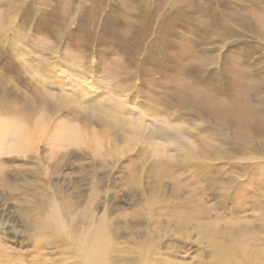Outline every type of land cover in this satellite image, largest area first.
Masks as SVG:
<instances>
[{
	"label": "rangeland",
	"instance_id": "rangeland-1",
	"mask_svg": "<svg viewBox=\"0 0 264 264\" xmlns=\"http://www.w3.org/2000/svg\"><path fill=\"white\" fill-rule=\"evenodd\" d=\"M237 6L245 14H255V6L247 0H0V97L8 96L6 102L0 101V108L11 104L14 114L19 106L30 109L32 121L44 123L42 137L49 135L48 143L44 138L37 146L40 159L23 165V170L28 168L27 188L19 181L14 186L18 195L4 191L9 196L0 200V250L4 251H0V264H83L91 237L88 232L101 223L111 225L107 234L115 247H110L107 258L112 264H264V151L255 152L259 144L245 130L224 123L225 133L237 145L225 146L234 153L231 157L215 158L217 142L209 138L210 132H216L215 123L195 118L200 105L215 113L217 105L218 113H224L225 106L235 104L244 91L251 94L258 81L244 76L249 67L239 66L242 61L234 62L239 57L232 48L236 42L231 40L236 39L242 48L245 42L255 45L259 41L252 34L253 26L249 30L228 17L239 13ZM189 10L206 26L197 27L188 18ZM214 18L230 19L227 24L234 37L215 30L201 47L188 44V38L200 41L204 28L213 30ZM114 46L118 52H113ZM260 46L252 57L261 58L260 77L264 78V47ZM206 52L213 56L214 70L202 65ZM20 66L26 70L22 72ZM216 71L218 77L213 75ZM185 73L195 79L189 81ZM161 75L177 82H170L165 90L170 96L177 95L172 101L164 93L165 86L159 87L164 81ZM178 85L186 90L176 91ZM34 86L40 89L33 91ZM259 90L255 94H261L262 104H253L261 112L264 87ZM156 92L171 101L172 127L180 132L196 128L197 139L190 137L187 148H199L209 171L195 172L182 162L181 169L173 167L177 156L172 150L182 149L179 145L152 143L142 136V144L134 147L122 136L113 140L118 134L114 130L100 134L93 122L83 118V101L90 99L103 105L123 100L124 112L119 106L112 108L114 116L154 120L161 116L150 109L149 98L159 96ZM63 93L73 95L75 101L63 104ZM183 94L195 99V104L183 107ZM256 111V118L261 119ZM227 114L245 117L244 113ZM9 116L15 120L13 114ZM55 122L59 125L52 128ZM63 127L75 128L79 141L69 146L60 133L66 131ZM201 127L204 130L197 131ZM54 128L59 132L53 133ZM94 134L97 143L103 144L98 151L92 148ZM257 138L264 146V136ZM106 139L113 143L107 145ZM183 141L186 150L187 140ZM106 149H111L112 159ZM23 158L22 154L0 152L7 167H21ZM56 163V170L51 169ZM2 176L9 184L15 183L10 172ZM44 192L60 206L73 201L76 242L84 244L80 250L74 242L64 249L59 241L49 239V232L40 233L44 230L36 221L47 217L50 209L49 204L45 207ZM5 257L11 261L1 260Z\"/></svg>",
	"mask_w": 264,
	"mask_h": 264
},
{
	"label": "bare ground",
	"instance_id": "bare-ground-1",
	"mask_svg": "<svg viewBox=\"0 0 264 264\" xmlns=\"http://www.w3.org/2000/svg\"><path fill=\"white\" fill-rule=\"evenodd\" d=\"M10 1H12V0H9V2ZM141 2L144 3V0H141ZM247 2H248V5L255 6V9H256L255 14H253V13L245 14V13L242 12V10H244V8H241V10H240V7L237 6L238 7L237 10L239 9V13L238 14H230L229 13L228 17L230 19H233L235 22L239 23L241 26L246 27L249 30H251L252 26H253L254 30H253L252 34L256 35V37H258L257 39L259 40V41L255 40L256 41L255 45L253 44V42H245L244 47L242 48L241 47L242 44L239 45L240 42H237L236 39L235 40H231L230 39V38L234 37L232 35V30L229 28L230 25L228 26V24H227V21L230 20V19H228L226 21V19L222 20V19H217V18L215 19L214 18L212 20V22H211V24H212L211 26L213 27V30H211L209 32L206 31L205 28L203 29V31L201 30V35L199 34L200 35V37H199L200 41H197V39L192 40L191 38L187 39L188 44H190V42H191L193 48H198V47H201L203 44L206 43V41L204 42V40L209 38L211 36V34L209 35V33L213 34L215 32V30L216 31L220 30L219 32L220 33L222 32L223 35L231 36L228 39L231 40V42H236V45L232 46V48H233V51H235L234 54L235 55L237 54L238 57H239V59L238 60L235 59L234 62L238 63L237 61H242L241 65H239V66L249 67L248 68L249 73L244 75L247 79H251L252 80L254 78V80H255V78H258V81L256 83L254 82L255 84L252 86L253 88H251L253 90V92L251 94L247 95V92L244 91V94H243L244 96L243 97L240 96V98H238L239 100H237V102L234 101V102H236L235 104L229 103V104H227L225 106V108H228V109H224V113H220V114L218 113V110L220 111L221 108H218L217 105L214 106V110L217 113L213 112L212 110H208L210 112L209 113L204 106H202V105L198 106L197 112H196L197 115L195 116V118L198 119V120L199 119H203V118L205 120L207 118L209 121L207 123H205V124H208L209 122L211 124V121H213L215 123V127H214L215 129L212 128L211 126L207 127L209 129L216 130V132H214V133H212V132L209 133V138H212V139L216 140V142H217V145L215 146L214 150L217 151L219 153V155L217 157H215V158H219L221 156L231 157L232 154H234V153H231V152L227 151L226 148H225V146L233 147V144L237 145V143L235 141H233L232 139H229V137L225 133V127L226 126H230V128L232 126H234L236 129H238V127H239L240 129L245 130V134L247 135V137L252 138V139L254 138L259 144V146L257 148H254L255 152L264 151V150H261L262 148L264 149V146L261 145V142L257 138L259 135H261V136L263 135L264 136V130L260 127V125L262 127H264V110H262L260 112V109L256 108V110L259 111V114H261V119L256 118L255 115L258 114V113L255 110V108H254L255 106L253 104L255 102H260L261 103V101H260L261 98L263 100V97L259 96L261 94H259V93L255 94V91H257L259 89H262L264 87V78L260 77L261 75H263L262 71L260 70V67H259V66H262L261 65V61H260L261 58L255 57V59H254V57H252L254 51H258V49H259L260 45L258 46V44L259 43L264 44V0H247ZM187 12L190 13L188 18H191V17L193 18V12L191 10H189ZM193 19L196 21L197 27L202 28V27L206 26L205 21L202 20L200 16L195 17ZM9 25L8 26L11 27V26H13V23H9ZM190 27L192 29L196 30V28L192 24H190ZM225 38H227V37H225ZM183 39H184V37H183ZM183 41H186V40L184 39ZM262 44H261L260 47H264ZM112 50H113L114 53L118 52V47L114 46V48L112 47ZM205 58L206 59H205V61L202 64L203 67L206 70H210V69L214 70V68L211 67L213 65V63H214L213 56H210L207 53V54H205ZM195 63H196V61H195ZM204 63H205L206 66L204 65ZM28 64H31V63L28 62ZM22 67H24V66H20L18 69H21ZM25 70L26 69H23L21 71L23 72ZM218 73H219V71H216L215 73H213L214 77H218V75H219ZM82 75H83L82 78H84L85 74L83 73ZM175 77H176V75H172V78L175 81H177ZM185 77H188L189 81L190 80L193 81V79H195V77H190L188 73H185ZM185 77L183 76V79ZM245 77H243V78H245ZM52 78H55L54 75H53ZM161 78H163L164 81L162 82L161 85H159V87L160 88H164V86H165V89H164V91H165L168 88L169 83L171 82V78H170V76L168 78V76L164 77L163 75H161ZM171 83H177V82L172 81ZM191 83H193L195 85L194 82H191ZM191 83H189V85H188L189 89L191 87ZM206 83H209V81H206ZM51 85H53V87H54L53 83H51ZM154 85H156L158 87L157 83L154 84ZM36 87L37 86L33 87L34 88L33 91L37 92L40 88H36ZM183 87L184 86H182V89H181V86L178 85L174 89L176 91H179L180 89H181V91H183L185 89ZM212 89H214V88H212ZM59 90H60V88H59ZM166 91L164 93L166 95H168L169 97H171V101H172L173 97L177 96V95L176 96H173V95L170 96V94L166 93ZM258 92H260V90ZM156 93L159 95L160 92H156ZM161 94L163 95V93H161ZM153 95L155 96V94H153ZM100 96L101 95H99V97ZM154 96L149 98L150 100H152V103H153L150 106V109H151L152 112H154V113H156L158 115H161L160 117H158L159 119L158 118H156L154 120L150 119L151 121H148L147 119H149V118H147L146 122H138L136 117L133 118V117L130 116V117L126 118L125 117L126 115H121V116H117V117L114 116L112 114V112L110 111V110H112V108H116L117 106H119L120 107V111L124 112L123 111L124 106L122 105L123 100H121L120 103H119V100H115L114 102L109 100L106 103L103 102L104 105L101 102L100 103H93V101L90 100V99L84 100L83 101L84 105H83V110H82V111H84V113L82 115H83V118H84L85 121L87 120L88 122H93L100 129V134H102V133L105 134V133H107L110 130H114L119 135L117 134V136H115V138L113 137V140H115V141L118 140L119 141L120 140V136H122L123 137V141L131 142V144L133 143L134 147L136 145H138V147H139L140 146L139 144H142V142H143V140H141L142 136H145V138H146L145 140H152V143L165 142V143H167L169 145L170 144L179 145V146L182 147V149H179V147H178V148L172 150V153H176V156H177V159L173 160V162H174L173 163V167L177 168V166H178L181 169L182 168L181 164H182L187 169H191V170H193L195 172L202 171V173H203V171L205 169L208 170V168L205 167V162H204L203 157L200 155V151L198 150L199 148L198 149H195V147L194 148L193 147L192 148H187L188 147L187 143L189 142L190 137L197 139V134L195 133L196 131L194 132V130H196V128H185L182 132H180L179 130H177L174 127H172L171 123H170V119H171V117H173V115H171V113H170V103H171L170 99L168 100V99L165 98L166 100L165 99L163 100L160 95L156 96V97H154ZM181 96H183V98H182V106L183 107H185L186 105L195 104V99L189 98L185 94H183ZM4 97H8V96L0 97V101L6 102V100H4ZM56 97H58V96H56ZM195 97H196V100L198 102H202L203 101V98H201L199 96H195ZM253 97H254V100H252ZM60 98L63 100V104H64V102H68V101L69 102H73V101H75V100H73L74 99L73 95H71V94L69 95L67 93H63ZM249 101L251 102L250 104H249ZM226 102H228V101H226ZM231 102H233V101H231ZM240 102H241V104H238ZM255 105H258V103H255ZM21 108L22 107L19 106L16 109L15 114L11 110V104L8 105L5 109H3L2 106L0 108V114H3L2 116L0 115V152L6 151V154H22L24 156V158H23L24 160H22V166L19 167V168L7 167L2 162V159H0V200L1 201H3L5 198H7L6 196H9V195L12 196L13 194L15 195L16 190H15L14 186H15L16 183L19 184V181L22 182L23 187L27 188V182L25 181V178H26V175H27V171H28L27 169L28 168L23 170L22 169L23 165L29 163L31 159H37V160L40 159L37 156L38 155L37 146L40 143V140L45 138V141L47 143H48V140H49V135H47V137H42V132H43L42 129L44 127V123L41 124L40 121H39L38 124H36L34 121H32V119H33V115L32 114L33 113L30 112L31 110L30 109L22 110ZM227 112H236L238 114L239 113H244L245 117H239V116L232 115L234 117H238L239 118V119H235L236 122H234V117H232L231 115L227 114ZM9 114H13L15 116V120L11 119L10 117H13V116H9ZM222 117H224V118H222ZM56 123L57 122L54 123L52 128L54 126H56V125H59V124H56ZM224 123H231V124H227L226 125ZM130 124H133V125H130ZM223 124L226 125V126H223ZM63 128L66 131L62 130V131H60V133L64 137H66L68 139V145L69 146L72 145V144H75V143H77L79 141V138L77 137L78 134H77V131H76L75 128H71V127H63ZM85 130H87V129H85ZM199 130H204V129H202V127H201L197 131H199ZM57 132H59V131L54 128L53 129V133H57ZM112 136H110V137L112 138ZM93 138L95 139V143H94L95 146H93L92 148H94V150L98 151V150H100L102 148L103 144H101L99 142L97 143L95 134L93 135ZM110 139L109 140L106 139V141H107L106 144L107 145H108V143H113L112 140H110ZM184 139L187 140L186 143H185L186 150L182 146V145H184V141H183ZM255 140H254V143H256ZM248 142H249V140H248ZM238 143H241V142H238ZM128 144H130V143H128ZM5 148H6V150H5ZM116 150L120 151L118 146L116 147ZM163 150L167 151V147L164 148ZM186 151L190 152V154L188 155V153H186ZM140 152H143V151L140 150ZM105 153L107 154L108 157H110L109 155L112 154V151H111V149H106ZM197 155H200L201 157L197 161H195L194 157H197ZM242 155H244V154H242ZM115 156L116 155H114L113 158ZM250 157L252 159H255V158L257 159V157H253L252 155H250ZM110 159H112V157H110ZM57 166H58V163H56L54 166H52L51 169H55ZM263 167H264V165H263ZM8 171L12 174V178H14V180H15L14 184H9L8 182L3 180V176L2 175L6 174V173H9ZM263 172H264V170H263ZM200 174H201V172H200ZM200 174H197V175H200ZM8 175H10V174H8ZM140 178H141V176H140ZM217 178H219L218 175H217ZM210 180L213 181L211 178H210ZM134 181H136V180H133V184H134ZM197 181L198 180H196V182ZM207 182H208V180H207ZM215 183H218V182H215ZM205 184H207L206 180H205ZM185 186H186V184H185ZM17 188H18V186H17ZM192 188H190V189H192ZM91 190H93V188H91ZM4 191L7 194H9V195H7ZM24 191L25 190L23 189L21 191V193L24 192ZM229 193H231V192H229ZM16 194H17V192H16ZM44 194H45V199H44L45 207H47L48 204H49L48 208H50V209H48L49 213L47 214V217L42 218V219L40 218V220L36 221V223L38 225V228L39 229L41 228V229L44 230L43 232H40V233L43 234L45 232H49V235H48L49 239H51L53 241H59L61 243V245H62V248H64V249L74 242V244H75V245H73L74 248L77 249V250H80L81 245H84V244L82 242H76V227H75V224H74L75 215L74 216L72 215L73 214L72 213L73 210L76 209V208H75V206H74V209L72 208L73 201H72V203H70L71 202V200H70V202H66L65 206L63 204L60 206L59 204L56 203L55 197L52 198V200H50L49 197H48V194L45 193V192H44ZM197 194H198V192H197ZM52 201H54V202H52ZM62 206H64V208L63 209H59ZM192 208L194 210H198L197 206L192 207ZM16 213H17V211H16ZM20 214H22V213H20ZM149 214H150V212L147 213L146 215H149ZM22 217H24V214H23ZM57 220H58V222H57ZM110 228H111L110 223H107V225L101 223V224L97 225L95 229H93V230L88 232L91 237L89 238V240L87 241V244L85 246V252H84V255H83V264H112V262L109 261L108 258H107L108 257L107 256V252H108V250H110V247H115L114 241L109 243L110 237L107 234V231H110ZM0 251L4 252L3 250H0ZM1 260H5L4 261L5 263H8L7 261H11V259H7L6 257L4 259H1Z\"/></svg>",
	"mask_w": 264,
	"mask_h": 264
}]
</instances>
